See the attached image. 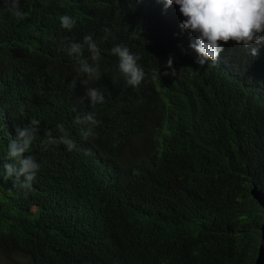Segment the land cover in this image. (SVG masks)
<instances>
[{
    "label": "trees",
    "instance_id": "16d2710c",
    "mask_svg": "<svg viewBox=\"0 0 264 264\" xmlns=\"http://www.w3.org/2000/svg\"><path fill=\"white\" fill-rule=\"evenodd\" d=\"M134 5L24 0V20L0 11V166L15 127L41 121L25 154L40 165L27 197L0 179V264H264V44L256 57L222 44L217 66L201 67L184 18ZM85 35L100 48L89 87L106 102L94 109L79 80L69 86L79 59L92 63L87 46L67 52ZM116 45L140 57L138 86ZM90 111L99 124L84 140L74 120ZM59 123L77 150L41 147Z\"/></svg>",
    "mask_w": 264,
    "mask_h": 264
},
{
    "label": "clouds",
    "instance_id": "9594fccd",
    "mask_svg": "<svg viewBox=\"0 0 264 264\" xmlns=\"http://www.w3.org/2000/svg\"><path fill=\"white\" fill-rule=\"evenodd\" d=\"M23 2L24 0H2L6 7L0 11H7L13 17L24 20L31 10L25 12L21 7ZM134 3L133 11L138 14L150 17L153 11L169 21L174 17L184 18L180 27L194 34L195 39L189 47L197 54L195 62L201 67L207 61H211L209 66H217L219 55L224 51L222 44L232 42L242 45L250 49L253 57L258 55V46L264 44V0H134ZM138 6L142 7V10H139ZM59 22L61 28L68 31H71L76 23L69 15L60 16ZM84 46H87L92 63H89L88 58L79 59L78 67L74 69L77 75L69 86L75 89L79 80L86 88L80 102L89 101V106L94 109L97 104L106 102L104 94L99 89L89 87L90 80L100 79L98 63L100 48L91 35H85L82 43H70L67 52L69 56L82 57ZM110 52L118 58V68L125 75L127 84L138 86L145 75L137 65L140 57L131 53L125 45L113 46ZM172 63L170 57L166 67L171 69ZM160 75L158 71L153 79ZM163 75L168 73L165 72ZM172 75H176L174 69ZM74 123L81 126L82 139L87 140L96 135L95 128L99 122L94 111L82 116L77 115ZM40 124L39 119L32 118L28 124L15 127V137L10 139L7 145V160L10 162L0 166L2 168L0 179L14 178L13 187L22 191L25 197L32 189L40 168L34 156L25 155L39 138ZM0 127L3 125L0 124ZM43 136L41 147L45 150L49 145H64L70 152L77 150L76 143L70 138L62 123L56 125L55 133L45 129ZM84 152L85 155L89 154L88 150Z\"/></svg>",
    "mask_w": 264,
    "mask_h": 264
}]
</instances>
